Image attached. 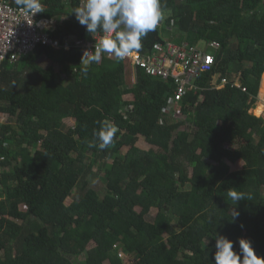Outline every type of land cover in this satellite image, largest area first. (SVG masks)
Listing matches in <instances>:
<instances>
[{
  "label": "trees",
  "instance_id": "trees-1",
  "mask_svg": "<svg viewBox=\"0 0 264 264\" xmlns=\"http://www.w3.org/2000/svg\"><path fill=\"white\" fill-rule=\"evenodd\" d=\"M41 2L52 35L71 46L38 45L2 65L0 264H213L217 234L264 257V119L250 112L264 76V0H161L165 19L141 52L169 40L214 55L177 101L172 77L125 60L102 56L83 73L75 40L95 34L71 11L84 0ZM102 121L119 129L105 150L89 147ZM233 188L251 199L234 206Z\"/></svg>",
  "mask_w": 264,
  "mask_h": 264
},
{
  "label": "clouds",
  "instance_id": "clouds-1",
  "mask_svg": "<svg viewBox=\"0 0 264 264\" xmlns=\"http://www.w3.org/2000/svg\"><path fill=\"white\" fill-rule=\"evenodd\" d=\"M14 2L26 15L34 16L44 12L41 0H14ZM71 14H74L86 33L91 36L97 33L104 34L98 43L95 41L94 51H84L82 58H85L86 66L82 72L85 74L89 70L88 65L101 62L103 54L115 57L117 62L139 54L143 47V38L148 33L156 31L158 25L165 19L161 0H84L82 6L72 9ZM213 83L216 84V81L214 80ZM226 83L220 81L217 87L221 88ZM232 85L240 87L241 82L235 77ZM118 131L115 124L102 121L100 128L93 134L97 143H90L89 147L105 150L113 146L118 138ZM227 195L234 202V206L240 201L251 199L250 195L235 188L229 190ZM239 216L240 212L233 208L232 221L234 222ZM214 240L213 264H264V257L257 255L248 239L240 238L238 248L235 247L237 241L226 236L217 234Z\"/></svg>",
  "mask_w": 264,
  "mask_h": 264
},
{
  "label": "built area",
  "instance_id": "built-area-1",
  "mask_svg": "<svg viewBox=\"0 0 264 264\" xmlns=\"http://www.w3.org/2000/svg\"><path fill=\"white\" fill-rule=\"evenodd\" d=\"M54 29V20L41 17L40 13L34 16L26 15L17 7L14 0H0V72L5 61L16 63L38 45L68 49L71 46L70 41L54 37L52 35ZM103 35L97 33L93 40L78 44L82 47V55L85 50L94 51L95 41L98 43ZM102 56L115 58L108 54ZM125 61L133 67L142 68L153 77L161 79L172 77L177 85L174 95V101H177L185 90L195 87L193 81L196 78L212 69L214 55L205 52L203 48L196 49L186 42L176 44L165 40L157 42L150 52L140 51ZM221 82L225 83L227 80L223 78ZM3 120L4 117L0 116V121Z\"/></svg>",
  "mask_w": 264,
  "mask_h": 264
},
{
  "label": "rangeland",
  "instance_id": "rangeland-1",
  "mask_svg": "<svg viewBox=\"0 0 264 264\" xmlns=\"http://www.w3.org/2000/svg\"><path fill=\"white\" fill-rule=\"evenodd\" d=\"M163 36V38H165V36L164 35H162ZM132 68V67H131ZM134 70V69H133ZM132 69H131V71H133ZM264 73V72H263ZM263 75V74H262ZM262 77L264 78V76H261V80H260V86H259V89H258V100L256 101V103H255V105H254V107L253 108H251L250 110L252 111V113H254L255 115H257V116H261L263 119H264V110L261 112H258L257 111V108H258V106H259V104H262V107H263V109H264V94H261V93H263L261 90L262 89H260V87H261V81H262ZM133 77L132 76H129V81H130V83L131 84H133V79H132ZM215 78L216 77H214V79H213V81L215 80ZM128 86H129V84H128ZM264 90V89H263ZM126 95L128 96L129 94L128 93H126ZM131 99V98H130ZM258 104V105H257ZM257 105V106H256ZM136 145L138 146V147H140V148H143V149H148L150 146H149V144H147L146 143V141L143 139V137H140L139 138V140L137 141V143H136ZM127 148L128 147H124L123 149H122V152H124V151H126L127 150ZM231 166V169L232 170H236V169H240L241 168V166H242V162L240 161V160H238L236 163H233V164H231L230 165ZM94 170H96V168H94ZM89 177H91V179H90V181L92 182V185L100 192V194H102L103 192H104V186H105V182H104V180H103V177L101 176V175H97V176H93V175H91V176H89ZM263 192H264V187H263ZM79 193V191H76V192H74L73 193V195H75V194H78ZM72 199V196L68 199V201H67V203H69L70 202V200ZM22 207V209H25L24 208V206H21ZM136 209L138 210V211H140V209H141V207L140 206H137L136 207ZM155 213H156V209L155 208H150V213H149V217L150 218H152L154 215H155ZM122 256H124V254H121Z\"/></svg>",
  "mask_w": 264,
  "mask_h": 264
},
{
  "label": "crops",
  "instance_id": "crops-1",
  "mask_svg": "<svg viewBox=\"0 0 264 264\" xmlns=\"http://www.w3.org/2000/svg\"><path fill=\"white\" fill-rule=\"evenodd\" d=\"M50 20L53 21L52 19H50ZM94 36H95V35H94ZM72 39H73V38H72ZM72 41H73V40H72ZM78 43H79V42L75 40V45H78ZM132 76H133V75H132ZM132 79H133V82H134V77H133ZM128 98H131V96L128 95ZM255 103H256V102H255ZM254 105H255V104H254ZM254 105H253L251 108H253ZM257 105H258V104H257ZM257 105H256V106H257ZM261 105H262V104H261ZM263 110H264V109H263ZM250 112L252 113L251 110H250ZM253 114H254V113H253ZM254 115H255V114H254ZM256 116H257V115H256ZM259 116H260V115H259ZM70 121H71L70 123H73V120H72V119H70Z\"/></svg>",
  "mask_w": 264,
  "mask_h": 264
},
{
  "label": "bare ground",
  "instance_id": "bare-ground-1",
  "mask_svg": "<svg viewBox=\"0 0 264 264\" xmlns=\"http://www.w3.org/2000/svg\"><path fill=\"white\" fill-rule=\"evenodd\" d=\"M257 111H258V112H260V111L262 112V111H263V107H262L261 104H259V106H258V108H257Z\"/></svg>",
  "mask_w": 264,
  "mask_h": 264
}]
</instances>
